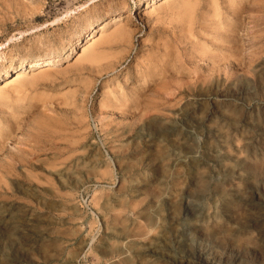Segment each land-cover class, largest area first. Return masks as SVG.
<instances>
[{"label":"rangeland","instance_id":"rangeland-1","mask_svg":"<svg viewBox=\"0 0 264 264\" xmlns=\"http://www.w3.org/2000/svg\"><path fill=\"white\" fill-rule=\"evenodd\" d=\"M146 1L0 0V264H264V0Z\"/></svg>","mask_w":264,"mask_h":264},{"label":"bare ground","instance_id":"bare-ground-1","mask_svg":"<svg viewBox=\"0 0 264 264\" xmlns=\"http://www.w3.org/2000/svg\"><path fill=\"white\" fill-rule=\"evenodd\" d=\"M153 1L154 0H148V1H146V5H145V12H144V14L145 15H148L149 17L154 13V12H151L152 10H153V8H154V6H153ZM172 0H162L160 3L162 4V5H169V3L171 2ZM183 1L185 2L186 0H181V3H183ZM239 2V1H238ZM135 4H137V2H134ZM156 3V2H155ZM185 3H188V2H185ZM229 3V2H228ZM184 4V3H183ZM189 4H190V0H189ZM230 8H228V10H231V12L232 13H234L235 14V16H237L238 15V17H239V12H237V7H238V5H236V4H239V3H231L230 2ZM137 6V5H136ZM157 6V5H156ZM190 6H191V4H190ZM214 6V5H213ZM179 7H180V4H179ZM178 7V8H179ZM186 7V9H188V7L189 6H184V8ZM210 7H212V6H210ZM216 7V6H215ZM214 7V8H215ZM165 8V7H164ZM168 8V7H167ZM178 8H171V9H175V10H177ZM182 8V7H181ZM212 9L211 11H212V13H211V16H209L211 19H208L209 17L206 15V16H202V22L199 20V23H198V25H199V28H200V30H202L203 28H205V26H203V22L205 21L207 24H208V26H207V28L209 27V26H211L212 24H214V25H217L218 24V22H215V17L217 16V14H216V10L215 9ZM169 9V8H168ZM167 9V10H168ZM211 9V8H210ZM218 9H219V7H218ZM163 10V9H162ZM165 10V9H164ZM170 10V9H169ZM227 10V9H226ZM157 11H161V10H157ZM172 11V10H171ZM220 11V10H219ZM152 13V14H147V13ZM227 13V12H226ZM231 13V14H232ZM206 14V13H205ZM219 14V13H218ZM210 15V14H209ZM219 15H221V14H219ZM224 15H226V14H224ZM126 17H130L129 16V14H127L126 16H122V15H120V14H114V15H111L110 17H108V18H106L105 20H103L102 22H100L97 26H98V28H97V32H98V37L97 38H94L93 36H92V34H91V36H90V38H88V40H86L87 42H86V46L82 49V51H81V54H83V56L84 55H86L87 57H85V59H88V60H86V61H94V60H96L97 58L99 59V57L97 56V58L95 59V55L96 54H89L88 55V53L92 50V48L94 47V45L97 43V42H99V41H101L102 39H104V33H105V31L107 30V27L108 26H110V25H114V24H116V23H118L119 21H121V20H123L124 18H126ZM208 17V18H207ZM218 17V16H217ZM217 17H216V19H217ZM220 17V16H219ZM224 17V16H223ZM237 17V18H238ZM230 18H231V16H230ZM128 19V18H127ZM219 19V18H218ZM234 19V18H233ZM223 20V19H222ZM190 23H192L191 22V20H188ZM216 21H218V20H216ZM197 22V21H196ZM227 23V22H226ZM195 24H197V23H195ZM220 24V23H219ZM223 24V23H222ZM228 24V23H227ZM118 25H119V23H118ZM124 25H126L125 24V22H124ZM187 26H188V24H186ZM193 25V24H192ZM205 25V24H204ZM116 27H117V24L115 25ZM127 26V25H126ZM186 26V27H187ZM224 26V25H223ZM227 26V25H226ZM90 27H91V24H90V22H88L87 24H86V26H85V28H86V30L87 29H90ZM120 27V26H119ZM118 27V32H117V34L118 35H112V37H109V39L107 38V40H106V43H107V45H108V40H112V38L113 39H116L115 37H117V39L118 38H123V36H125V35H128V33H129V31L127 30V28L125 27V26H122V27H120L119 28ZM190 27L191 26H188L187 28H184V27H182V29H184L183 30V32H181L182 33V36L180 37V38H182L183 37V39H184V34H186L187 36H186V38L192 33V31L193 30H191L190 29ZM228 27V26H227ZM232 27V26H231ZM192 28V27H191ZM212 28H214V26L212 27H210L209 29V31H211L212 30ZM215 28H217V26H215ZM219 28H220V30H221V28L222 27H220V26H218V29H217V33H218V31H219ZM234 28V27H233ZM94 30V29H93ZM117 30V29H116ZM116 30H114V31H116ZM215 30V29H214ZM224 30V29H223ZM222 30V31H223ZM207 31H208V29H207ZM213 31V30H212ZM226 31V30H225ZM180 32V31H179ZM213 32H215V31H213ZM228 32V31H227ZM234 31H233V29L232 30H229V37H234V34H236V33H233ZM235 32H236V30H235ZM202 33V32H201ZM200 33V34H201ZM221 33V32H220ZM199 34V35H200ZM216 34V33H215ZM221 34H223V32L221 33ZM88 35H90L89 33H88ZM130 35V34H129ZM181 35V34H180ZM184 35V36H183ZM199 35H197L198 37H199ZM225 35V34H224ZM223 35V36H224ZM107 36V35H106ZM179 36V35H178ZM201 36V35H200ZM221 36V35H220ZM190 37V36H189ZM188 37V38H189ZM197 37V38H198ZM227 37V36H226ZM228 37V38H229ZM174 38H176V37H174ZM192 38H194V37H192ZM218 38H221L222 39V36L221 37H218ZM224 38V37H223ZM228 38H224V40H228ZM116 39V40H117ZM195 39V38H194ZM231 39V38H230ZM236 39V38H235ZM235 39H234V41H235ZM116 40H112V43H114ZM120 40V39H119ZM190 40V39H189ZM192 40V39H191ZM218 40V39H217ZM114 41V42H113ZM123 41V40H122ZM182 41V40H181ZM187 41V40H186ZM185 41V42H186ZM196 41V40H195ZM233 41V40H232ZM8 42V41H7ZM79 42V41H78ZM103 42V41H102ZM120 42V41H119ZM184 42V41H183ZM194 42V41H193ZM219 42V41H218ZM222 42H223V39H222ZM75 43V42H74ZM77 43V42H76ZM111 43V44H112ZM182 43V42H181ZM200 42H198V44H199ZM217 43V42H216ZM98 44V43H97ZM192 44V43H191ZM198 44H197V47H198ZM218 44V43H217ZM217 44H214V45H216V49H217V46H219L221 43H219V45H217ZM223 44H225V43H223ZM232 44H233V42H232ZM236 44V43H235ZM3 45V44H2ZM187 45V44H186ZM201 45H202V43H201ZM201 45H199L200 47H202ZM213 45V44H212ZM70 46V48L71 49H73V47H74V44H70L69 45ZM195 46V45H194ZM224 46V45H223ZM222 45L220 46V47H223ZM227 46H230V45H227ZM196 47V48H197ZM199 47V48H200ZM189 48H190V46H189ZM234 48V47H233ZM236 48V47H235ZM207 49H209V48H207ZM225 49H227V48H225ZM199 50V49H198ZM201 50V49H200ZM231 50V49H230ZM233 51H235V49H232ZM89 51V52H88ZM205 51H207V50H205ZM201 52V51H200ZM226 52L227 51H225V54H226ZM237 52V51H236ZM235 52V53H236ZM70 53H72V52H70ZM70 53L68 52V54L67 55H64V54H59V55H56V56H52V57H43V58H40V59H38V60H36V61H34V62H31V63H28V66H29V69H27L24 65V62L23 63H20L21 65L17 68V70L15 71V72H13L12 73V75L11 76H8V77H6V78H4V80H2V81H4L3 82V88L6 90V88H10V87H15V86H17V85H19L20 83H22L24 80H27V78H29V77H27V75H29L28 73H30V72H34V73H31V74H33V76H34V74L35 73H39V75L38 76H40L41 74H40V72H42V71H44V68L45 67H48V66H53V65H60L62 62H63V60H65V59H67L68 58V55H70ZM202 53L204 54V52L202 51ZM206 53H208V54H204L205 56L206 55H208V57H209V52L207 51ZM215 53V52H214ZM220 53V52H219ZM225 54H224V56L222 57L221 56V54H220V56L221 57H219V54H218V56H216L215 58L217 59H219V61H223V60H225L226 59V62L228 61V60H230L231 58H232V56H230L231 58H229L228 60H227V58L225 57ZM230 54V53H229ZM232 54H233V52H232ZM98 55H99V52H98ZM211 55H212V53H211ZM217 55V54H216ZM223 55V54H222ZM235 55V54H234ZM238 55V54H237ZM236 55V56H237ZM82 56V57H83ZM227 56V55H226ZM78 57V56H77ZM79 57H80V55H79ZM82 57L80 58V60H85L84 58L82 59ZM237 58V57H236ZM235 58V61L237 60ZM209 59V58H208ZM211 59V58H210ZM218 59H217V61H218ZM233 59V61H234V58H232ZM89 61V62H90ZM91 61V63L89 64V65H91V64H93L94 62H92ZM98 60H96V62H97ZM217 61H215V63H216V65H217ZM221 61V62H222ZM233 61L231 62L232 64H233ZM21 62V61H20ZM95 62V63H96ZM213 62H214V60H213ZM225 62V61H224ZM85 64H87V62H84ZM214 63V64H215ZM214 64L212 63L211 64V67H212V65H213V67H214ZM220 64H223V63H220ZM227 64H228V62H227ZM235 65V64H234ZM229 66H230V63H229ZM216 67V66H215ZM49 68V67H48ZM49 70V69H48ZM45 73V72H44ZM30 74V75H31ZM43 74V73H42ZM4 75H5V73H4ZM29 75V76H30ZM33 76L31 77L30 76V78H31V80L30 81H33L32 80V78H33ZM37 76V77H38ZM1 77V76H0ZM27 77V78H26ZM26 78V79H25ZM40 78V77H39ZM29 81V82H30ZM37 81V80H36ZM26 82V81H25ZM34 82V81H33ZM33 82H30V83H33ZM29 83V84H30ZM34 84H35V82H34ZM2 88V87H1ZM0 88V89H1ZM12 88V89H13ZM12 89H10V90H12ZM15 89V88H14ZM13 89V91L15 92V90ZM9 90V89H8ZM8 90H7V92H8ZM1 94H2V92L0 91V96H1ZM9 94V93H8ZM6 96V95H5ZM8 97V96H7ZM2 99V98H1ZM4 99V98H3ZM191 129V128H190ZM187 130H189V128L187 129ZM188 151V150H187ZM215 151V150H214ZM188 153H191V151H189ZM211 154H212V152H211ZM182 155V154H181ZM186 155V154H185ZM189 155V154H188ZM194 155V154H193ZM190 156V155H189ZM176 157H177V155H176ZM177 160V159H176ZM183 161V160H182ZM201 174V173H200ZM202 176H198V180H199V182H201L202 181ZM201 185H202V183H200ZM237 188V187H236ZM236 191V190H235ZM240 193H242L241 191H240ZM248 198V197H247ZM238 201V200H237ZM240 201H241V199H240ZM248 202V201H247ZM242 210V209H241ZM236 211V210H235Z\"/></svg>","mask_w":264,"mask_h":264}]
</instances>
